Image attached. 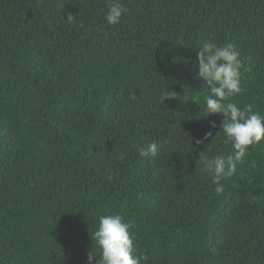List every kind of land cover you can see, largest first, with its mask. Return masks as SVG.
Returning a JSON list of instances; mask_svg holds the SVG:
<instances>
[{
	"label": "trees",
	"instance_id": "16d2710c",
	"mask_svg": "<svg viewBox=\"0 0 264 264\" xmlns=\"http://www.w3.org/2000/svg\"><path fill=\"white\" fill-rule=\"evenodd\" d=\"M112 2L0 0V264H96L117 214L141 264H264V139L217 195L199 154L232 149L197 61L234 45L230 102L264 115V0H119L114 26Z\"/></svg>",
	"mask_w": 264,
	"mask_h": 264
},
{
	"label": "clouds",
	"instance_id": "9594fccd",
	"mask_svg": "<svg viewBox=\"0 0 264 264\" xmlns=\"http://www.w3.org/2000/svg\"><path fill=\"white\" fill-rule=\"evenodd\" d=\"M126 12L127 8L119 0H113L104 19L108 25L114 26ZM66 19L71 24L75 17L68 14ZM238 57L239 52L234 45H219L211 39L204 41L197 52L198 78L207 87L202 107L203 116H223L220 131L225 138L224 142L229 143L232 149L226 156L215 155L210 158L202 152L199 154L201 172L208 174L217 195L223 193V181L236 173L237 164L244 160L250 146L264 139V115L253 111L252 104L241 108L237 103L230 102V98L243 92ZM165 97L167 96L161 97L162 102ZM211 127H216L214 122ZM210 135L211 133H207L204 139ZM201 143L203 140L197 141V144ZM138 151L141 157H155L157 144L151 142ZM118 158L123 160L125 154L121 153ZM129 228L130 225L119 214L102 215L98 218V226L91 234V239L95 241L100 253L96 264H141L142 260H147L146 255L133 254V239L130 237ZM94 256L89 254L88 264H93Z\"/></svg>",
	"mask_w": 264,
	"mask_h": 264
}]
</instances>
